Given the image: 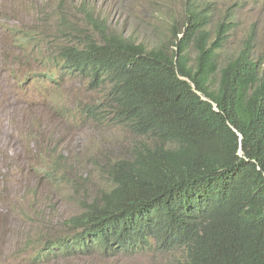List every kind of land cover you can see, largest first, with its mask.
<instances>
[{
	"label": "trees",
	"instance_id": "trees-1",
	"mask_svg": "<svg viewBox=\"0 0 264 264\" xmlns=\"http://www.w3.org/2000/svg\"><path fill=\"white\" fill-rule=\"evenodd\" d=\"M22 3L16 17H33V28L50 32L40 11ZM146 3L155 17L170 15L155 0ZM183 9L152 44L108 30L81 3L98 39L81 40L80 27L63 14L57 27L64 37L50 43L8 27L20 34L19 49L33 39L43 46L37 64L44 71L32 79L61 86L74 78L89 94L67 92L73 106L64 107L49 93L57 117L138 137L127 156L103 169L110 187L70 216L49 245L43 241L37 259L181 248L179 264H264V57L255 53L252 27L236 53L222 57L230 15L212 31L208 3L186 0ZM142 23L160 29L153 20ZM51 155L55 164L63 161L56 144ZM65 171L63 164L46 173L58 186Z\"/></svg>",
	"mask_w": 264,
	"mask_h": 264
},
{
	"label": "rangeland",
	"instance_id": "rangeland-1",
	"mask_svg": "<svg viewBox=\"0 0 264 264\" xmlns=\"http://www.w3.org/2000/svg\"><path fill=\"white\" fill-rule=\"evenodd\" d=\"M22 1L30 13L40 11L39 16L49 25L50 32L33 28L36 23L33 17L23 20L15 17V12H11L14 9L8 4L19 5ZM146 1L0 0V264H179L182 259L181 248L95 253L43 261L36 258L43 241L64 232L70 216L79 213L85 202L110 187L103 169L114 159L127 156V150L138 137L119 127L77 126L68 118L57 117L53 105L58 101L51 100L49 93L60 95L64 107L73 106L67 92L81 99L89 94L74 78L65 79L61 86L50 84L42 77L32 79L44 71L37 64L38 56L44 52L43 46L33 39V46L29 43L24 50L19 49L16 43L20 34L10 32L8 27L15 25L50 43L53 38L64 37L57 27L59 14H63L69 26L80 27L81 40L88 35L98 39L97 30L80 12L81 3V9H90L93 17H98L108 30L152 44L157 31L163 33L161 29L168 25L171 15L180 18L186 0H155L160 9L163 5L170 12L157 17ZM197 2L209 3L214 16L209 26L212 31L217 20L230 15L232 27L220 51L222 57L236 53L251 27L255 53L264 55V0ZM150 20L160 29L152 32L143 25L142 21L148 26ZM188 51L194 59L195 50L189 46ZM24 52L29 57H24ZM54 144L57 152L63 153L60 164H55V157L51 155ZM63 164L66 180L56 186L46 170L51 172Z\"/></svg>",
	"mask_w": 264,
	"mask_h": 264
},
{
	"label": "bare ground",
	"instance_id": "bare-ground-1",
	"mask_svg": "<svg viewBox=\"0 0 264 264\" xmlns=\"http://www.w3.org/2000/svg\"><path fill=\"white\" fill-rule=\"evenodd\" d=\"M11 29H13V28H11ZM14 29H15V28H14ZM32 50L34 51V49H32ZM34 53H36V52H34ZM37 53H38V52H37ZM39 53H40V52H39ZM36 55H37V54H36ZM39 56H40V55H39ZM39 56H38V57H39ZM35 57H36V56H35ZM32 62H33V61H32ZM33 65H34V64H33ZM34 66H35V65H34ZM74 74H75V73H74ZM77 74H78V73H77ZM75 76H76V75H75ZM78 76H79V75H78ZM90 78H91V77H90ZM78 79H79V78H78ZM86 79H87V78H86ZM78 81H79V80H78ZM30 84H31V83H30ZM74 84H75V83H74ZM79 84H81V83H79ZM80 86H81V85H80ZM78 90H80V89H78ZM46 91H47V90H46ZM77 92H78V91H77ZM77 92H76V93H77ZM79 95L81 96V94H79ZM74 96H75V95H74ZM77 96H78V95H77ZM48 97H49V95H48ZM71 97H72V96H71ZM71 97H70V98H71ZM72 99H73V98H72ZM51 100H52V98H51ZM80 100H81V99H80ZM71 101H72V100H71ZM78 102H79V101H78ZM49 104H50V103H49ZM53 106H54V105H53ZM55 106H56V105H55ZM46 107H47V106H46ZM51 107H52V106H51ZM47 109H48V108H47ZM44 111H45V110H44ZM48 111H49V110H48ZM48 113H50V111H49ZM48 113H47V115H48ZM51 113H52V112H51ZM84 209H86V208H84ZM86 210H87V209H86ZM69 220H70V219H69ZM69 223H70V222H69ZM70 226H71V225H70ZM72 230H73V229H72ZM75 231H76V230H75ZM73 232H74V231H73ZM74 233H75V232H74ZM70 234H71V233H70ZM61 236H62V235H61ZM64 236H65V234H64ZM56 238L59 239L60 237L58 238V236H57ZM47 240H48V239H47ZM49 240H50V239H49ZM51 240H52V239H51ZM55 241H56V239H55ZM55 241H54V242H55ZM45 242H46V241H45ZM48 243H49V242H48ZM48 243L46 242V244H48ZM46 244H45V245H46ZM42 245H43V244H42ZM48 245H49V244H48ZM51 247H53V246H51ZM45 248H46V247H45ZM55 248H56V247H55ZM48 249H49V248H48ZM48 249H47V250H48ZM58 249H59V247H58ZM127 249H128V248H127ZM92 250H93V249H92ZM128 250H129V249H128ZM50 251H51V250H50ZM53 251H54V250H53ZM53 251H52V253H53ZM56 251H57V249L55 250V252H56ZM71 251H72V249H71ZM94 251H95V250H94ZM97 251H98V250H97ZM99 251H100V250H99ZM117 251H118V250H117ZM57 252H58V251H57ZM72 252H73V251H72ZM109 252H110V251H109ZM112 252H113V251H112ZM40 253H41V252H40ZM40 253H39V254H40ZM44 253H45V252H44ZM47 253H49V251H48ZM60 253H61V251H60ZM75 253H76V252H75ZM54 254H55V253H54ZM56 254H57V253H56ZM56 254H55V255H56ZM58 254H59V253H58ZM63 254H64V253H63ZM68 254H69V253H68ZM73 254H74V253H73ZM76 254H77V253H76ZM86 254H87V253H86ZM91 254H92V253H91ZM44 255H45V254H44ZM44 255H43V256H44ZM46 255H47V254H46ZM55 255H53V256H55ZM74 255H75V254H74ZM77 255H78V254H77ZM53 256H52V257H53ZM58 256H59V255H58ZM75 256H76V255H75ZM84 256H85V254H84ZM41 257H42V256H41ZM46 257H47V256H46ZM49 257H51V256H49ZM81 257H82V256H81ZM81 257H80V258H81Z\"/></svg>",
	"mask_w": 264,
	"mask_h": 264
},
{
	"label": "clouds",
	"instance_id": "clouds-1",
	"mask_svg": "<svg viewBox=\"0 0 264 264\" xmlns=\"http://www.w3.org/2000/svg\"><path fill=\"white\" fill-rule=\"evenodd\" d=\"M23 2V1H22ZM21 2V3H22ZM21 3L19 4V5H16V4H11L10 2H9V4L8 5H10L14 10H11V12H15V14H16V12L17 11H19V6L21 5ZM209 4V3H208ZM15 17H16V15H15ZM11 26V25H10ZM263 57H264V55H263ZM148 249H151V248H148ZM144 250H147V249H144ZM153 250V249H152ZM171 250V249H170ZM142 251V250H141ZM163 251H166V250H163ZM137 252H139V251H137ZM119 253H122V252H119ZM126 253H133V252H126ZM134 253H136V252H134ZM109 254V253H108Z\"/></svg>",
	"mask_w": 264,
	"mask_h": 264
}]
</instances>
